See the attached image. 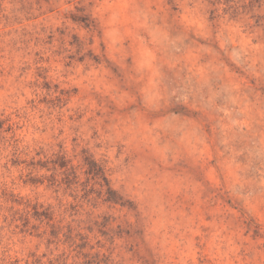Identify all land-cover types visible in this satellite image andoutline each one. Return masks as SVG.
I'll return each instance as SVG.
<instances>
[{
	"label": "rangeland",
	"instance_id": "374dc122",
	"mask_svg": "<svg viewBox=\"0 0 264 264\" xmlns=\"http://www.w3.org/2000/svg\"><path fill=\"white\" fill-rule=\"evenodd\" d=\"M0 264H264V0H0Z\"/></svg>",
	"mask_w": 264,
	"mask_h": 264
}]
</instances>
